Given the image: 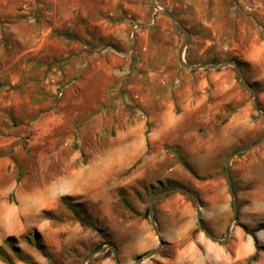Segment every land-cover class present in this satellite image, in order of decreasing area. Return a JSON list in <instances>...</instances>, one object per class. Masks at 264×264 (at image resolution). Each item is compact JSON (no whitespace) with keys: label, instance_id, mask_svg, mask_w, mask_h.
<instances>
[{"label":"rangeland","instance_id":"rangeland-1","mask_svg":"<svg viewBox=\"0 0 264 264\" xmlns=\"http://www.w3.org/2000/svg\"><path fill=\"white\" fill-rule=\"evenodd\" d=\"M156 2L189 31L185 62L235 61L264 113V0ZM56 28L86 41L85 61L63 58L45 69L35 64L25 70L32 62L17 54L63 48L53 37ZM0 32L5 39L0 63L19 76L20 94L34 102L19 108L23 116L33 109L26 122L9 121L8 110L0 114V264H81L102 247L108 253L88 263L107 258L113 264H139V258L140 264L249 262L256 250L241 225L264 224V141L230 161L238 209L231 227L225 165L229 155L264 134L252 138L254 130H247L239 142L215 141L214 135H225L221 126L228 112L210 97L203 111L211 108V116L217 115L201 127L188 120L182 123L184 134L174 135L161 131L158 122L171 99L168 89L183 73L192 75L194 85L205 77L213 89L229 81L222 75L226 70L233 89L250 104L252 120L264 122L232 66H181L177 53L183 36L151 0H0ZM212 74L221 77L213 80ZM10 96V88L0 89V98ZM208 149L216 152L202 158ZM207 181V190L220 188L223 195L208 201L192 188ZM177 187L196 195L203 229L220 240L229 232L223 243L199 228L198 203L175 192L155 203L159 244L148 207L157 193ZM256 236L264 246V229ZM251 264H264V251Z\"/></svg>","mask_w":264,"mask_h":264},{"label":"crops","instance_id":"crops-1","mask_svg":"<svg viewBox=\"0 0 264 264\" xmlns=\"http://www.w3.org/2000/svg\"><path fill=\"white\" fill-rule=\"evenodd\" d=\"M60 30L61 29L56 28L53 29V32ZM53 37L59 38L63 41L61 42L63 47L61 50L53 51L54 49L52 50L46 49L45 51L38 52V54L36 53L35 56V52L29 54V51L33 49L28 48L21 54H17V58L26 55V57H29V59L31 60L32 62L31 65L25 67V70L32 69V65L34 66L35 64L36 67L40 66L42 67L41 69H45L49 67L48 65L51 61L59 60L63 58H66L67 61L71 59L73 61L77 60V63L86 58V53L83 50L87 48L86 46L87 43L85 40L78 38H66L60 36L59 34L53 35ZM53 37H48L47 39L48 43H52L51 39ZM26 38H28V36H26ZM0 42H5L3 32H0ZM1 52L2 51H0V53ZM26 75H28V73ZM222 75H226L229 81L225 82L220 87L214 86L213 89L211 88L209 89L210 81L208 82L205 77L198 85L193 84V82L191 81L193 79L192 75L186 72L183 73V75L179 79L177 78L174 85L168 89L170 90L169 91L171 98L170 102H168L167 105H165V107L162 108L161 111H159L158 122L160 124L161 131H163L166 134H174V135H177L180 132L181 135H183L184 134L182 127L183 122L187 123L188 120H192L193 124H196L198 127H201L202 125L206 124L208 121L215 120L217 114H213V116H211V112H210L211 108H208L206 112L203 111V107L205 106L206 102L209 100L210 97L220 104L223 112L226 111L228 112L226 113L228 115L226 121L221 126V131H224L225 135L224 136L222 134L214 135L215 141L220 142L223 140V138H225L239 142L243 137H245V132L247 130L250 131L254 130V133L252 134V138H257V137L259 138L261 135H263L264 122L262 121L255 122L254 120H252L250 104H248V102L246 101V97L244 96V94L240 93L239 91H235L233 89L234 80L232 79L230 71L226 70L225 72H223ZM8 76H11V80H8L7 78ZM41 76H42V72H41ZM0 77H3V79H0L1 82L0 89L1 90H6L9 88L11 89V96L9 99H6L4 97L0 98V109H1L0 114L3 113L4 110H8L10 112L9 116L12 115L9 121L11 120L13 121L19 120L22 122L28 121V119L32 116L31 114L33 113V109L31 108L30 111L31 114L29 113L23 116L19 108L21 104H23V102H25L29 106H32L34 102L31 97L23 98L22 95L20 94V89H19L20 87L18 85L22 81L19 82V76H17V74H14V72L8 69L6 65L0 63ZM211 77L213 80H216L221 76H218L217 74H212ZM33 80L34 79L28 78L26 82L31 83V81L33 82ZM30 86L32 88V86H35V84L27 85V87ZM39 86L41 87L42 84L40 83ZM47 104L45 105V107H47ZM232 108H234L236 111L230 113L229 110ZM178 110L179 113L177 114ZM175 143L176 140L174 139V144ZM174 147H177V145H175ZM215 152H216L215 149H208L207 152H205L204 155H202L201 157L203 158L208 154ZM210 185L211 183L207 181L202 184L196 183L195 186L192 188H196L199 191L201 190V193H203L204 197L208 201L213 200L212 195L213 196L223 195V191L220 188L215 189L216 192L213 193L207 190V188H209ZM105 253H108V251L104 250L101 253H99L96 257L102 256ZM111 255H114V253H112ZM98 261L103 264H113V260H111V258L100 259ZM88 262L86 264H91V262L90 263Z\"/></svg>","mask_w":264,"mask_h":264},{"label":"water","instance_id":"water-1","mask_svg":"<svg viewBox=\"0 0 264 264\" xmlns=\"http://www.w3.org/2000/svg\"><path fill=\"white\" fill-rule=\"evenodd\" d=\"M152 2V6L158 10L162 15H164L165 17H167L171 24L179 31L181 32L183 38H182V42L181 45L178 48V53H177V60L179 62V64L181 66H183L184 68L187 69H191V70H195V69H218V68H222L225 66H232L238 77L240 80V84L241 86L252 96L253 98V106L255 111L264 116V113L259 109L258 106V101H257V94L254 88H252L246 81L244 78V75L239 67V65L233 61V60H229L226 61L224 63H213V64H190L185 62V60L183 59V51L187 45V42L189 40V31L180 23L178 22L175 17L173 16V14H171L169 11L162 9L161 7H159V5L157 4L156 0H151ZM264 141V135L258 139L254 144H252L251 146L238 150L234 153H232L231 155H229L228 159L226 160V165H225V176H226V180H227V185H228V192H229V196L232 202V207H233V215L232 218L230 220V227L232 226V224L235 222L237 215H238V209H237V205L235 202V197H234V190H233V185H232V181H231V176H230V171H229V165H230V161L237 155L246 152L254 147H256L257 145H259L261 142ZM175 192H182L185 193L187 195H189L190 197H192L197 203H198V208H197V223L199 228L201 229V231L207 236L209 237L212 241L214 242H218V243H223L225 241V239L229 236V232L228 235L226 236V238L224 240H220L218 238H216L214 235H212L209 231L205 230L202 228V224H201V212H200V206H199V202L198 199L196 197V195L192 192H190L189 190L183 188V187H177V188H171V189H167V190H163L159 193H157L151 200L149 207H148V214H149V219L151 222V225L153 227V230L158 238L159 244L162 245L163 244V240L161 238V234H160V229L156 224V220H155V211H154V207H155V203L158 199L171 194V193H175ZM107 249L111 250L112 253L115 252V250L113 249L112 246H107ZM105 248L102 247L99 250V253H101ZM98 254L97 253H92L90 255H88L86 258H84V260L82 261L81 264H86L88 261H90L91 259L95 258ZM141 259L139 258L138 262L140 264Z\"/></svg>","mask_w":264,"mask_h":264},{"label":"trees","instance_id":"trees-1","mask_svg":"<svg viewBox=\"0 0 264 264\" xmlns=\"http://www.w3.org/2000/svg\"><path fill=\"white\" fill-rule=\"evenodd\" d=\"M55 33H57V34H59V35H62L63 37H66V38H76L75 36H73V35H71V34H69V33H61L60 31H55ZM187 167H188V166H187ZM63 202H64L65 204H67V205L70 207V209H71L72 211H75V209H76L75 206H73L71 203L67 202L66 200H63ZM79 219H80V221H81V220L83 221V218L80 217ZM241 226H242L243 230H244L247 234L251 235V237H252V239H253L254 246H255V250H256V252H255V254L251 257V259L249 260V262L247 263V264H251V262L257 260V258H258V253H259L260 251H264V246L261 245V244L259 243V240H258V238H257V236H256V231H259V230H261V229H264V224H260V225L256 226L255 228H249L248 226H246V225H244V224H242Z\"/></svg>","mask_w":264,"mask_h":264},{"label":"built area","instance_id":"built-area-1","mask_svg":"<svg viewBox=\"0 0 264 264\" xmlns=\"http://www.w3.org/2000/svg\"><path fill=\"white\" fill-rule=\"evenodd\" d=\"M62 94H63V90H62V88H60L58 95L61 96Z\"/></svg>","mask_w":264,"mask_h":264},{"label":"bare ground","instance_id":"bare-ground-1","mask_svg":"<svg viewBox=\"0 0 264 264\" xmlns=\"http://www.w3.org/2000/svg\"><path fill=\"white\" fill-rule=\"evenodd\" d=\"M78 178V177H77ZM80 179V178H79ZM81 181V180H80ZM78 182V181H77ZM80 183V182H79ZM76 186V185H75ZM79 186V185H78ZM72 187H74V185H72ZM80 187V186H79Z\"/></svg>","mask_w":264,"mask_h":264}]
</instances>
